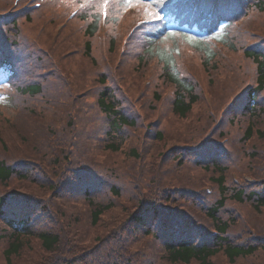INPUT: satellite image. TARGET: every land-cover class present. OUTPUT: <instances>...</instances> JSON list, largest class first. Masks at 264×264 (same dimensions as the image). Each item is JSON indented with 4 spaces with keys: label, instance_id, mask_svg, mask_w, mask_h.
<instances>
[{
    "label": "trees",
    "instance_id": "1",
    "mask_svg": "<svg viewBox=\"0 0 264 264\" xmlns=\"http://www.w3.org/2000/svg\"><path fill=\"white\" fill-rule=\"evenodd\" d=\"M0 264H264V0H0Z\"/></svg>",
    "mask_w": 264,
    "mask_h": 264
},
{
    "label": "snow or ice",
    "instance_id": "2",
    "mask_svg": "<svg viewBox=\"0 0 264 264\" xmlns=\"http://www.w3.org/2000/svg\"><path fill=\"white\" fill-rule=\"evenodd\" d=\"M107 2H108V0H104V3H107ZM136 2H138V0H136ZM125 3L126 4H132L133 0H125ZM186 39L191 42L193 38L192 37H186Z\"/></svg>",
    "mask_w": 264,
    "mask_h": 264
},
{
    "label": "rangeland",
    "instance_id": "3",
    "mask_svg": "<svg viewBox=\"0 0 264 264\" xmlns=\"http://www.w3.org/2000/svg\"><path fill=\"white\" fill-rule=\"evenodd\" d=\"M247 180H250V178H247Z\"/></svg>",
    "mask_w": 264,
    "mask_h": 264
}]
</instances>
